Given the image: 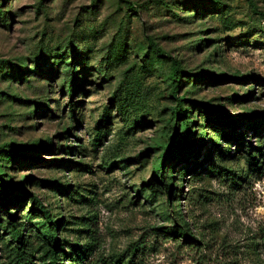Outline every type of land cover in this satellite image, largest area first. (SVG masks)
I'll list each match as a JSON object with an SVG mask.
<instances>
[{"label":"rangeland","instance_id":"374dc122","mask_svg":"<svg viewBox=\"0 0 264 264\" xmlns=\"http://www.w3.org/2000/svg\"><path fill=\"white\" fill-rule=\"evenodd\" d=\"M0 174V264H264V0H0Z\"/></svg>","mask_w":264,"mask_h":264},{"label":"trees","instance_id":"16d2710c","mask_svg":"<svg viewBox=\"0 0 264 264\" xmlns=\"http://www.w3.org/2000/svg\"><path fill=\"white\" fill-rule=\"evenodd\" d=\"M178 72H179V70H178L177 62L172 60L171 64H170V77H171V81L173 83V86H172V89H171L173 94L177 92V89L179 87L177 79H176ZM72 88H73V84H71V79H69V91L71 93L73 92ZM176 100H177L178 104L175 106L173 113H175L176 116L182 115L184 113L183 112L184 110L181 107V104H182L181 102L184 99L178 97V98H176ZM217 112H220L221 114H224L222 109H218L217 108ZM174 146H175V141L171 139V141L168 142V145H167L165 151L162 153V155H161V157H160V159H159V161H158V163H157V165L155 167L154 176L156 177V179L158 178L160 180H163L165 173H164L162 164H163L164 159H165V157L167 155V152L169 150H172L174 148ZM182 150H184V152H186V153H191V152L194 153L193 147H189V146L188 147H183ZM9 190H10V186L7 185L4 182V180H3V178H2V176L0 174V199H1V201L4 202V204H6V198H7ZM26 193H27V191H26ZM32 198H33V196H32ZM33 199L35 200V198H33ZM40 212L43 215L44 220L47 221V223L49 224L51 222L49 211L46 210L43 206H40ZM51 224H53V223H51ZM47 234H48L49 245L52 248V251H51L52 259H51V262H52V264H56V254H55V252H56V250L58 248L59 241H58V239L56 237V233H54L52 231V229L49 228Z\"/></svg>","mask_w":264,"mask_h":264}]
</instances>
